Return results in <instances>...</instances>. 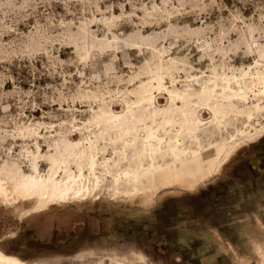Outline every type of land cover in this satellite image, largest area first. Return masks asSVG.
<instances>
[{"label": "rangeland", "instance_id": "obj_1", "mask_svg": "<svg viewBox=\"0 0 264 264\" xmlns=\"http://www.w3.org/2000/svg\"><path fill=\"white\" fill-rule=\"evenodd\" d=\"M243 166L264 174V0H0V253L264 264V202L221 212Z\"/></svg>", "mask_w": 264, "mask_h": 264}, {"label": "crops", "instance_id": "obj_2", "mask_svg": "<svg viewBox=\"0 0 264 264\" xmlns=\"http://www.w3.org/2000/svg\"><path fill=\"white\" fill-rule=\"evenodd\" d=\"M242 172L246 171V168L244 166L241 168ZM239 169V171H241ZM250 172H244V174H241L243 177L237 176L235 179L236 187H235V196L234 201L230 203V207H235V211H230L228 209L221 210L222 213L225 212H231V213H254L255 209V203H263L264 202V174L263 172L256 173L254 175L253 167L249 168ZM261 170H264V167L261 168ZM241 172V173H242ZM261 177V178H258ZM257 198V201L255 202L254 198ZM261 201V202H260ZM227 206V205H226ZM221 221V220H220ZM225 222V221H221ZM247 227V226H246ZM234 229V228H233ZM242 236H247V232L243 234Z\"/></svg>", "mask_w": 264, "mask_h": 264}, {"label": "bare ground", "instance_id": "obj_3", "mask_svg": "<svg viewBox=\"0 0 264 264\" xmlns=\"http://www.w3.org/2000/svg\"><path fill=\"white\" fill-rule=\"evenodd\" d=\"M254 135V134H253ZM257 135V134H256ZM259 135V134H258ZM246 140V139H245ZM251 141H253V140H251ZM77 178V177H76ZM30 191V189H22L21 190V193L23 194V195H26L27 196V198H29L31 195H32V193L31 194H28V192ZM132 195V194H131ZM56 197V196H55ZM73 197H77V196H74L73 195ZM42 198V197H41ZM68 198L66 197V195L65 194H61L60 195V197H59V199H57V200H61V201H65L66 202V200H67ZM71 199V198H70ZM77 199V198H76ZM75 200V199H74ZM64 202V203H65ZM0 263H3V264H20L19 262H18V260L17 259H15V258H12V257H8V256H6V255H3L2 253H0Z\"/></svg>", "mask_w": 264, "mask_h": 264}, {"label": "flooded vegetation", "instance_id": "obj_4", "mask_svg": "<svg viewBox=\"0 0 264 264\" xmlns=\"http://www.w3.org/2000/svg\"><path fill=\"white\" fill-rule=\"evenodd\" d=\"M84 229H82L81 231H80V233L77 231V233H75V235H74V239H76V237H79V236H83V235H86V234H89L87 231H83ZM73 239V240H74ZM70 244V243H69ZM69 244L68 245H63L62 247H60L59 249H57V253H59V254H71L75 249L74 248H69ZM73 249V250H72ZM42 250H45V251H50L51 250V248H49V247H44V248H42L41 249V251Z\"/></svg>", "mask_w": 264, "mask_h": 264}]
</instances>
